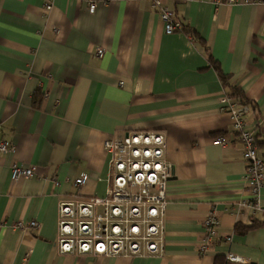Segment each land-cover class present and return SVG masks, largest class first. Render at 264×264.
Masks as SVG:
<instances>
[{
  "label": "crops",
  "instance_id": "crops-1",
  "mask_svg": "<svg viewBox=\"0 0 264 264\" xmlns=\"http://www.w3.org/2000/svg\"><path fill=\"white\" fill-rule=\"evenodd\" d=\"M166 2L195 39L187 28L167 34L149 0H112L94 13L82 0H0V142L14 148L0 151V264H264V225L250 226L264 213L239 207L249 199L242 146L221 111L225 93L242 90L264 155V0ZM128 130L165 136L173 175L163 251L59 252V201L105 194L104 142ZM13 164L35 174L12 180ZM211 212L219 233L201 250ZM32 220L35 230L16 226Z\"/></svg>",
  "mask_w": 264,
  "mask_h": 264
},
{
  "label": "built area",
  "instance_id": "built-area-1",
  "mask_svg": "<svg viewBox=\"0 0 264 264\" xmlns=\"http://www.w3.org/2000/svg\"><path fill=\"white\" fill-rule=\"evenodd\" d=\"M89 13H94L101 4L112 0H82ZM188 1V0H185ZM218 6L223 0H210ZM152 8L163 22L167 34L181 32L183 25L175 17L166 0H149ZM235 3L236 0H227ZM95 54L102 57L104 50L97 48ZM123 84L122 81L119 82ZM221 111L232 120V130L242 146L245 163L244 181L249 194L247 201L239 207H250L253 212H263L260 205L261 189L264 186V157L259 152L257 135L246 123L250 110L243 103L225 93ZM215 145L224 146L222 136L213 140ZM108 154V188L103 196L82 197L76 192L69 199L58 203L56 246L59 252L91 253L94 255L146 256L159 254L164 249V215L167 201V184L173 175V165L165 157V136L154 130H128L121 136L111 137L104 142ZM14 148L0 142L1 152H12ZM35 174L34 166L13 164L11 179L28 178ZM89 176L82 173L72 184L77 189ZM58 185V182L55 181ZM220 220L209 213L203 221L205 231L201 250L219 233ZM17 227L35 230L37 221ZM228 239V238H227ZM228 261L238 262L242 258L233 253L226 255Z\"/></svg>",
  "mask_w": 264,
  "mask_h": 264
},
{
  "label": "trees",
  "instance_id": "trees-1",
  "mask_svg": "<svg viewBox=\"0 0 264 264\" xmlns=\"http://www.w3.org/2000/svg\"><path fill=\"white\" fill-rule=\"evenodd\" d=\"M181 23H182L184 29L187 28V30H189V32H190V34H191V35H189L190 38H191V39H195V38L197 37V33H196L193 29H189L188 27H186V26L183 24L182 21H181ZM182 31H183V30H182ZM217 71H218V75H219L220 79L222 80V82H223L224 84H226V83H227V76H226V75H225V74L219 69V67L217 68ZM226 94L229 95L230 97H233V98L237 99V100L240 101V102L248 103V104L250 103V101H248V100L245 98V96H244L242 90H239V89H236V88H234V87H231V88L229 89V91L226 92ZM259 142L261 143V141H259L258 138H257V143L260 144ZM262 156L264 157L263 154H262ZM260 225H264V220H263V221H257V220H254V221L251 223L250 226L252 227V226H260Z\"/></svg>",
  "mask_w": 264,
  "mask_h": 264
},
{
  "label": "rangeland",
  "instance_id": "rangeland-1",
  "mask_svg": "<svg viewBox=\"0 0 264 264\" xmlns=\"http://www.w3.org/2000/svg\"><path fill=\"white\" fill-rule=\"evenodd\" d=\"M248 1H250L251 3H257V2H260V1H263V0H248ZM223 2H225V3H227V4H231V5H232V4H235V3H237V2H238V0H236V2H235V3H228V2H227V0H223ZM223 2H222V3H223ZM244 2H245V1H244ZM222 3H221V4H222ZM219 5H220V4H219ZM171 177H172V176H171Z\"/></svg>",
  "mask_w": 264,
  "mask_h": 264
},
{
  "label": "water",
  "instance_id": "water-1",
  "mask_svg": "<svg viewBox=\"0 0 264 264\" xmlns=\"http://www.w3.org/2000/svg\"><path fill=\"white\" fill-rule=\"evenodd\" d=\"M171 178V177H170Z\"/></svg>",
  "mask_w": 264,
  "mask_h": 264
}]
</instances>
